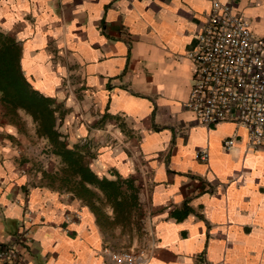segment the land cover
Returning <instances> with one entry per match:
<instances>
[{"label":"crops","instance_id":"crops-1","mask_svg":"<svg viewBox=\"0 0 264 264\" xmlns=\"http://www.w3.org/2000/svg\"><path fill=\"white\" fill-rule=\"evenodd\" d=\"M221 1L264 40V0ZM211 2L0 0V31L32 87L59 104L69 146L89 149L97 176L125 180V199L137 191L115 222L102 191L88 201L58 156L43 162L49 142L34 123L27 137L0 110V243L25 264H119L112 252L137 247L141 264H264V149L185 105Z\"/></svg>","mask_w":264,"mask_h":264},{"label":"built area","instance_id":"built-area-1","mask_svg":"<svg viewBox=\"0 0 264 264\" xmlns=\"http://www.w3.org/2000/svg\"><path fill=\"white\" fill-rule=\"evenodd\" d=\"M188 56L194 74L185 105L198 122L232 123L244 131L247 148L264 149V40L250 22L231 3L212 0ZM232 144L233 139L224 141L227 148ZM21 236L29 240L27 231ZM144 254V249L112 252L119 264H141ZM0 264L25 260L18 249L0 243Z\"/></svg>","mask_w":264,"mask_h":264},{"label":"trees","instance_id":"trees-1","mask_svg":"<svg viewBox=\"0 0 264 264\" xmlns=\"http://www.w3.org/2000/svg\"><path fill=\"white\" fill-rule=\"evenodd\" d=\"M20 55L15 40L0 31L1 108L11 118H18L19 110L30 116L36 133L49 142L50 150L59 157L62 180L67 188L88 201L94 197V188L102 191L106 202L114 210L115 222L125 224V210L133 206L137 191H130L125 199V180L97 176L89 163V149L77 144L69 146L59 130L62 109L53 98L32 87L21 68Z\"/></svg>","mask_w":264,"mask_h":264},{"label":"rangeland","instance_id":"rangeland-1","mask_svg":"<svg viewBox=\"0 0 264 264\" xmlns=\"http://www.w3.org/2000/svg\"><path fill=\"white\" fill-rule=\"evenodd\" d=\"M0 110H2L4 113L5 111L1 108L0 106ZM19 116L18 118H12V119H17V124L20 125V127L23 129L22 132L26 133V135H28L27 137L31 136L32 133H31V123L33 124V121H32V118L30 116H28L27 114H25L23 111L19 110ZM34 125V124H33ZM39 136V135H38ZM41 137V136H39ZM45 139V138H44ZM46 140V139H45ZM50 145L48 143V148L43 150V162L46 164L48 161L51 162V160H49V158H52L54 156V154L52 153V151L50 150ZM39 156H41L39 154ZM40 161V160H39ZM41 162V161H40ZM59 169V168H57ZM57 169L55 171H57ZM128 245H132V243H128ZM142 247H137L135 248L134 251L136 250H140ZM130 250V249H129Z\"/></svg>","mask_w":264,"mask_h":264}]
</instances>
